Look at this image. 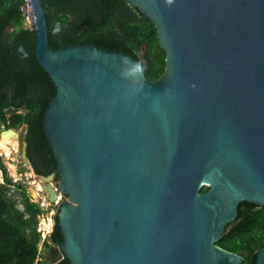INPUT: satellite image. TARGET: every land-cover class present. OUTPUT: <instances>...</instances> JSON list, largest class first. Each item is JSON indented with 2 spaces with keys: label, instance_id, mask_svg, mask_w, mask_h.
I'll return each instance as SVG.
<instances>
[{
  "label": "water",
  "instance_id": "water-1",
  "mask_svg": "<svg viewBox=\"0 0 264 264\" xmlns=\"http://www.w3.org/2000/svg\"><path fill=\"white\" fill-rule=\"evenodd\" d=\"M126 1L158 31L157 80L121 51L51 48L43 1L31 0L60 177L36 185L49 202L67 198L57 218L68 262L55 264H244L217 242L242 202L264 207V0ZM0 137L18 139L15 156L32 166L26 133Z\"/></svg>",
  "mask_w": 264,
  "mask_h": 264
},
{
  "label": "trees",
  "instance_id": "trees-1",
  "mask_svg": "<svg viewBox=\"0 0 264 264\" xmlns=\"http://www.w3.org/2000/svg\"><path fill=\"white\" fill-rule=\"evenodd\" d=\"M42 1L51 48L95 45L121 51L141 62L149 79L157 80L163 74L166 53L158 31L126 0ZM22 4L23 0H0V131L26 127L32 168L38 176H49L55 172V159L42 121L55 96V85L33 53L37 37L25 27ZM8 108L22 112L6 118ZM0 173V264H36L40 243L37 227L43 210L26 187L13 183L1 157ZM12 187L14 195L9 194ZM51 241L55 245L62 241L57 216ZM217 246L241 255L244 264H255L257 251L264 247V207L242 202L237 219L227 225ZM44 248L50 244L45 242ZM66 262L67 258L63 260Z\"/></svg>",
  "mask_w": 264,
  "mask_h": 264
},
{
  "label": "built area",
  "instance_id": "built-area-1",
  "mask_svg": "<svg viewBox=\"0 0 264 264\" xmlns=\"http://www.w3.org/2000/svg\"><path fill=\"white\" fill-rule=\"evenodd\" d=\"M20 13L24 18L25 27H27L29 31L35 33L37 30V23L35 17V9L31 0H23V4L20 7ZM13 193H14V188L13 187L9 188V194H13ZM38 193L40 195V199L38 201H34L32 198L34 202L40 204V207L43 210V213L39 216V222L37 227V231L40 234V243H39L36 264H39V262L44 259V255H45L44 243L50 242V238L55 227L56 211L60 202L64 199V195L59 194V197L57 198L56 201L49 202L41 192ZM44 264L46 263L44 262Z\"/></svg>",
  "mask_w": 264,
  "mask_h": 264
},
{
  "label": "rangeland",
  "instance_id": "rangeland-1",
  "mask_svg": "<svg viewBox=\"0 0 264 264\" xmlns=\"http://www.w3.org/2000/svg\"><path fill=\"white\" fill-rule=\"evenodd\" d=\"M22 135L26 133V127L21 128L18 130ZM21 135V136H22ZM7 138V137H4ZM14 141L18 142V150L17 153H20V141L18 139L8 138ZM15 155V154H14ZM0 157L2 158V161L4 165L6 166L8 176L12 178V181L14 184H22L24 187H26L27 192L30 194V196L33 198L34 201H38L40 199V195L38 191H41V188L37 189L36 181L38 178V175L35 174L32 166L27 167L20 157L11 156V158L6 159L3 154H1L0 151ZM2 176L0 173V185H2ZM56 186V185H55ZM37 189V190H36ZM41 189V190H40ZM14 195V194H13ZM65 198L64 200H66ZM50 213V212H49ZM58 211H56L57 215Z\"/></svg>",
  "mask_w": 264,
  "mask_h": 264
},
{
  "label": "flooded vegetation",
  "instance_id": "flooded-vegetation-1",
  "mask_svg": "<svg viewBox=\"0 0 264 264\" xmlns=\"http://www.w3.org/2000/svg\"><path fill=\"white\" fill-rule=\"evenodd\" d=\"M20 134H21V133H20ZM21 135H22V134H21ZM53 173H55V172H53ZM53 173H52V174H53ZM38 177H39V176H38ZM53 184L56 185V188L58 187V184H59V183L57 182V174H56V173H55V179H54ZM64 199H65V197H64ZM64 199H63L61 202H63ZM61 202H60V203H61ZM59 205H60V204H59ZM58 207H59V206H58ZM57 211H58V208H57ZM54 228H55V227H54ZM59 255H60V258L57 260V262H52V261H50V258H51V257H58ZM61 255H62V257H61ZM64 259H66V257H65V255H64V253H62L61 250L59 249L58 244L55 245V244L53 243V245L50 246V248H48V249L45 248V257H44L43 261H44L46 264L60 263V262H63Z\"/></svg>",
  "mask_w": 264,
  "mask_h": 264
},
{
  "label": "bare ground",
  "instance_id": "bare-ground-1",
  "mask_svg": "<svg viewBox=\"0 0 264 264\" xmlns=\"http://www.w3.org/2000/svg\"><path fill=\"white\" fill-rule=\"evenodd\" d=\"M17 144H18L17 141H14V140H11L8 138H4V137H0L1 154H3L6 159L11 158L12 155L15 156L14 154L17 153V150H18ZM38 188H40V187L37 185V189Z\"/></svg>",
  "mask_w": 264,
  "mask_h": 264
},
{
  "label": "clouds",
  "instance_id": "clouds-1",
  "mask_svg": "<svg viewBox=\"0 0 264 264\" xmlns=\"http://www.w3.org/2000/svg\"><path fill=\"white\" fill-rule=\"evenodd\" d=\"M3 185V184H2ZM1 186V185H0ZM53 187L54 188H56V186H55V184H53ZM38 192H41L42 193V191H38ZM57 216V215H56ZM50 241H51V238H50ZM49 244H50V242H49ZM50 246H52L51 244H50ZM44 257H45V255H44Z\"/></svg>",
  "mask_w": 264,
  "mask_h": 264
}]
</instances>
